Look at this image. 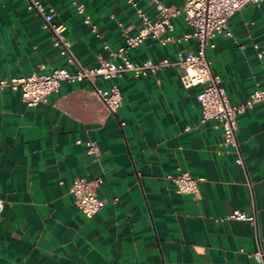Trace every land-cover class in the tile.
I'll use <instances>...</instances> for the list:
<instances>
[{"label": "crops", "instance_id": "0c3cea01", "mask_svg": "<svg viewBox=\"0 0 264 264\" xmlns=\"http://www.w3.org/2000/svg\"><path fill=\"white\" fill-rule=\"evenodd\" d=\"M42 1L66 26L75 63L25 0H0V79L94 66L109 57L106 43L118 49L124 30L135 35L142 26L128 0H76L83 14L73 0ZM134 1L157 19L154 0ZM160 1L181 7L185 0ZM172 20L179 39L147 38L129 58L178 60L196 50L194 38L181 39L190 30L184 15ZM229 25L236 42L217 35L207 54L230 101L241 103L264 88V1ZM181 73L165 66L145 76L67 81L35 107L19 92H0V264H264V100L238 116L240 165L233 149L219 152L223 130L202 121L201 87L185 88ZM113 84L123 93L116 113L96 93ZM179 170L204 179L197 197L168 178ZM76 178L100 180L106 202L93 217L70 192ZM235 210L255 213L256 224L229 218Z\"/></svg>", "mask_w": 264, "mask_h": 264}, {"label": "built area", "instance_id": "2783aa9c", "mask_svg": "<svg viewBox=\"0 0 264 264\" xmlns=\"http://www.w3.org/2000/svg\"><path fill=\"white\" fill-rule=\"evenodd\" d=\"M28 8L35 11L43 18V28L52 34L53 44L60 48L63 55L68 56L70 63H75V56L71 49V43L66 38V26L54 21L55 9L47 8L42 0H25ZM157 4L158 17L152 20L136 1L128 0L132 4L142 21V26L135 35H128L124 30L126 42L118 49H112L109 44L104 48L109 52V57L99 56L98 63L94 66L78 64L75 72H70L66 67L53 69L45 73L33 72L26 76H13L0 79V92L10 90L19 92L22 99L30 107H35L47 102L48 96L61 89L65 82H75L88 79L94 81L97 77L103 79H116L124 73H133L135 76H145L149 73L156 74L165 66H177L182 70L181 82L185 88L200 86L197 99L201 106L202 121L215 120L222 128V140L220 153L233 149L237 153L236 162L244 165L243 155L239 149L237 139L238 116L247 109L253 107L256 102L264 100V88H257L241 103H232L227 95L220 75L213 71L212 63L207 51L214 48V38L224 34L236 42L234 33L230 29V19L249 4L259 5L264 0H185L181 7L167 5L160 0H154ZM79 13L85 12V4L73 0ZM183 14L190 30L184 33L181 39L196 40L197 49L189 51L186 56H180L178 60L164 58L159 61L147 59L135 62L128 56V51L141 45L147 38L159 40L162 44L174 41L173 31L175 25L173 18ZM86 23H90L86 17ZM93 31H97L92 26ZM264 51L259 52L262 57ZM97 95L105 104L110 113H116L123 104V93L118 84H113L106 89L96 88ZM125 122H122L124 125ZM97 142H89V152L95 153ZM176 185L180 193H190L197 197L199 193V181L191 176L188 171L179 170L177 174L168 176ZM100 180L88 181L76 178L70 188L79 209L87 216L93 217L105 205V200L98 195ZM4 208V200L0 197V212ZM229 218L249 221L256 224L255 213H244L235 210ZM254 255L263 257L261 249ZM212 264V263H210Z\"/></svg>", "mask_w": 264, "mask_h": 264}]
</instances>
